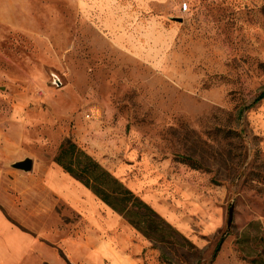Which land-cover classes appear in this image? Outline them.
<instances>
[{
	"label": "rangeland",
	"instance_id": "obj_1",
	"mask_svg": "<svg viewBox=\"0 0 264 264\" xmlns=\"http://www.w3.org/2000/svg\"><path fill=\"white\" fill-rule=\"evenodd\" d=\"M0 10V217L27 237L24 264H161L54 163L66 139L200 264H264V100L252 105L264 91V0H0ZM26 158L30 172L11 168Z\"/></svg>",
	"mask_w": 264,
	"mask_h": 264
},
{
	"label": "trees",
	"instance_id": "obj_2",
	"mask_svg": "<svg viewBox=\"0 0 264 264\" xmlns=\"http://www.w3.org/2000/svg\"><path fill=\"white\" fill-rule=\"evenodd\" d=\"M264 100V91L252 105ZM190 162L189 157H179ZM54 163L64 173L91 192L111 211L122 217L136 232L158 252L161 264H200L195 247L181 236L169 223L129 190L122 182L99 164L71 139H66L54 157ZM178 253V261L173 256ZM190 259H192L190 261Z\"/></svg>",
	"mask_w": 264,
	"mask_h": 264
},
{
	"label": "crops",
	"instance_id": "obj_3",
	"mask_svg": "<svg viewBox=\"0 0 264 264\" xmlns=\"http://www.w3.org/2000/svg\"><path fill=\"white\" fill-rule=\"evenodd\" d=\"M5 11L0 10V22H6ZM26 236L0 217V264H24L30 248L22 246Z\"/></svg>",
	"mask_w": 264,
	"mask_h": 264
},
{
	"label": "water",
	"instance_id": "obj_4",
	"mask_svg": "<svg viewBox=\"0 0 264 264\" xmlns=\"http://www.w3.org/2000/svg\"><path fill=\"white\" fill-rule=\"evenodd\" d=\"M175 20H177L178 22H182V19H175ZM11 168L28 173L33 168V161L29 158H26L22 161H17V162L12 163ZM232 219H233V205H231V207L229 208V212H228L227 230L230 229V226L232 224ZM222 242H223V239L221 240L216 252L221 247Z\"/></svg>",
	"mask_w": 264,
	"mask_h": 264
},
{
	"label": "built area",
	"instance_id": "obj_5",
	"mask_svg": "<svg viewBox=\"0 0 264 264\" xmlns=\"http://www.w3.org/2000/svg\"><path fill=\"white\" fill-rule=\"evenodd\" d=\"M182 9H183V11L185 12V11L187 10V6L184 5Z\"/></svg>",
	"mask_w": 264,
	"mask_h": 264
}]
</instances>
